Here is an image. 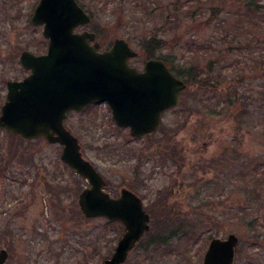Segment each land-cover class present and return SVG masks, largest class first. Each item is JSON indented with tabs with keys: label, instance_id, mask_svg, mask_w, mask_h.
I'll use <instances>...</instances> for the list:
<instances>
[{
	"label": "rangeland",
	"instance_id": "1",
	"mask_svg": "<svg viewBox=\"0 0 264 264\" xmlns=\"http://www.w3.org/2000/svg\"><path fill=\"white\" fill-rule=\"evenodd\" d=\"M78 1L93 21L76 31L94 32L101 50L123 38L138 52L131 64L143 69L150 57L140 40L155 34L198 81L143 137L120 127L106 102L65 121L106 191L132 190L151 215L124 264H203L210 241L230 234L239 238L233 264H264V0L256 13L247 0ZM38 2L0 0V109L7 82L30 73L22 52L48 51L44 26L31 22ZM62 149L0 128L6 264H103L125 232L83 214L79 195L89 182L61 159Z\"/></svg>",
	"mask_w": 264,
	"mask_h": 264
},
{
	"label": "water",
	"instance_id": "2",
	"mask_svg": "<svg viewBox=\"0 0 264 264\" xmlns=\"http://www.w3.org/2000/svg\"><path fill=\"white\" fill-rule=\"evenodd\" d=\"M31 22L44 26L48 51L22 52L21 64L30 73L23 80L7 82L0 128L25 140L44 137L63 146L61 159L89 182L79 195L83 214L120 222L125 228L114 253L103 264H124L150 230L151 215L132 190L123 188L117 197L106 191L105 178L83 156L78 138L65 121L70 111L106 102L120 127L129 128L133 137H143L161 127L166 110L181 104L187 83L162 58H149L143 70L131 65L138 52L123 38L100 51L94 32L76 31L92 22L78 0H39ZM238 242L235 234L213 238L203 264H233ZM8 256L2 248L0 264H6Z\"/></svg>",
	"mask_w": 264,
	"mask_h": 264
},
{
	"label": "trees",
	"instance_id": "3",
	"mask_svg": "<svg viewBox=\"0 0 264 264\" xmlns=\"http://www.w3.org/2000/svg\"><path fill=\"white\" fill-rule=\"evenodd\" d=\"M246 4L248 6L249 11H253V13L254 12L256 13V11L260 10V8H262V6H263L260 4L259 1H256V0H247ZM254 4H255V9L252 8V5H254ZM177 7H179V6L176 5L175 8H177ZM172 12L167 13L168 14L167 17H171L173 15L177 16L176 15V13H178L177 9H174ZM91 16H93V15H91ZM140 45H141V48L143 49V51L145 52V54L148 58L150 57V58H162V59H164L167 62V64L169 65V67L171 68V70L177 76H179L185 80V82L187 83V88L184 91V95H186L189 92V90L191 89V87L193 85L198 83V81L196 80V76H194L193 72L191 71V69H193V68H190L188 63L186 64L184 62H180V60H177L174 56H171L170 54L164 53L163 49L166 46V41L164 40L163 37H158L155 34L151 35V36H147L146 38H143L140 40ZM207 83L208 82H205L204 84H207ZM181 228H182V225L179 226L178 228L175 227L174 230L173 229L172 230L181 232ZM160 243H162V242L160 241Z\"/></svg>",
	"mask_w": 264,
	"mask_h": 264
},
{
	"label": "flooded vegetation",
	"instance_id": "4",
	"mask_svg": "<svg viewBox=\"0 0 264 264\" xmlns=\"http://www.w3.org/2000/svg\"><path fill=\"white\" fill-rule=\"evenodd\" d=\"M134 59V58H133ZM132 60V59H131ZM131 60H130V63H131Z\"/></svg>",
	"mask_w": 264,
	"mask_h": 264
}]
</instances>
